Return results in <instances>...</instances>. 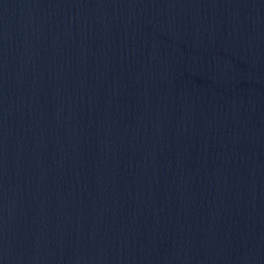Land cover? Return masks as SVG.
<instances>
[{
    "label": "water",
    "instance_id": "95a60500",
    "mask_svg": "<svg viewBox=\"0 0 264 264\" xmlns=\"http://www.w3.org/2000/svg\"><path fill=\"white\" fill-rule=\"evenodd\" d=\"M264 216V0H0V264H231Z\"/></svg>",
    "mask_w": 264,
    "mask_h": 264
}]
</instances>
